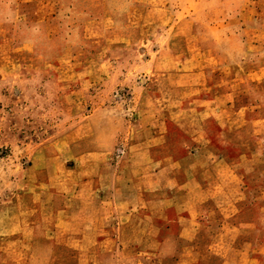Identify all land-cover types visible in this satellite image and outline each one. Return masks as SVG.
<instances>
[{"label":"rangeland","instance_id":"rangeland-1","mask_svg":"<svg viewBox=\"0 0 264 264\" xmlns=\"http://www.w3.org/2000/svg\"><path fill=\"white\" fill-rule=\"evenodd\" d=\"M191 54L208 71L209 107L201 112L198 92H183L178 116L199 127L208 115L209 145L239 174L203 197L193 222L177 212L160 229L146 208L107 223L97 213L67 222L68 206L50 213L48 193L70 198L82 178L103 193L101 175L67 169L89 151L127 154L142 91L146 107L164 114L153 95ZM263 118L264 0H0V264H264ZM222 199L239 204L217 206ZM32 225L50 232L46 242L29 237Z\"/></svg>","mask_w":264,"mask_h":264},{"label":"crops","instance_id":"crops-1","mask_svg":"<svg viewBox=\"0 0 264 264\" xmlns=\"http://www.w3.org/2000/svg\"><path fill=\"white\" fill-rule=\"evenodd\" d=\"M198 57L191 54L187 55L184 61L175 59V62H181V68L164 73L168 81V88L154 94L152 101L154 102L153 107L156 106L164 110V114H160L158 118L152 107H146V94L142 91V94L145 95L140 103L142 112L134 122L132 131H130L131 138L135 136V140L130 141L127 154L126 148L121 146L123 152L119 154L117 151L120 147H118L113 156L115 163L129 160L127 167L114 166L112 157L100 158L96 151H89L81 156H76V161L78 160L79 164L75 163L67 170L79 174L101 175V181H98L100 178H97L96 182L104 185L103 193H97L96 184L94 186L90 181L91 176L88 177V181L82 178L81 182L75 183L70 198H67L69 194L65 195L59 190L48 193L49 201H52L47 205L50 207V213H55L58 216V210L61 209L62 213L64 207L68 206L71 207V217L68 215L67 222L93 221L92 218L97 213L100 220L107 223V221L118 217L121 218L122 222L123 217L132 213L131 209H138L137 207H139L143 209L141 211L143 212L146 208L150 221L158 224L160 229L162 220L166 226L170 225L176 221L174 215L177 212L184 214V210H188V216L182 214L181 217L193 222L199 207L202 209L206 206L207 197H203L210 194L211 190L223 189L222 184L225 183L226 174H239V163L229 162L223 153L213 150V147L209 145L213 139L210 130L205 125L208 115H203L199 127H192L194 123L190 124L185 116H178V112L183 108L181 105L183 103L177 95L183 92L186 94L193 91L198 92L200 104H203L201 112L209 107L207 100L201 101L204 99L202 95H207L208 92L207 80L209 75L203 65L198 67V61L193 63V60ZM200 57L204 59V55H200ZM189 64L192 66H188ZM255 73L257 74V72ZM262 78L263 75H256L253 80L260 82ZM221 82L224 84V77H222ZM217 94L219 100L223 99L225 89H218ZM233 94L235 95V91ZM184 105L187 103L185 102ZM231 105L235 106V103L232 102ZM152 115L154 118L151 117ZM234 118L231 121L232 126L235 122ZM217 122L219 127L226 126L224 118L217 119ZM255 122L264 124V118ZM179 134L181 140L177 142L176 139H178ZM67 152L73 153L72 157L75 156V150L70 151L69 149ZM86 155L92 161L85 163ZM242 156L244 154H239L238 158L240 159ZM58 157L59 155L55 158ZM54 168L57 167H50L49 172L56 173ZM126 175L127 181L116 182V177H120L122 180L123 176ZM129 190L132 191V196ZM43 195L45 194L43 193ZM60 196L63 198L65 196L63 206L57 205L56 201L53 202L52 200L53 198L58 199ZM36 198H40L39 194L36 195ZM70 199L72 202H69ZM214 202L217 206H222V204L225 206L228 202V207L231 204L234 207L239 204L238 199L228 201L222 199ZM55 221L58 227L59 218L56 217ZM30 227L27 233L30 238H41L43 241H47L50 232L38 230L34 228V225ZM189 234V232L187 234L182 233L186 237L190 236Z\"/></svg>","mask_w":264,"mask_h":264},{"label":"built area","instance_id":"built-area-1","mask_svg":"<svg viewBox=\"0 0 264 264\" xmlns=\"http://www.w3.org/2000/svg\"><path fill=\"white\" fill-rule=\"evenodd\" d=\"M119 154H121L123 152V148L120 147L119 150L117 151Z\"/></svg>","mask_w":264,"mask_h":264}]
</instances>
